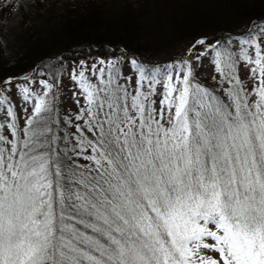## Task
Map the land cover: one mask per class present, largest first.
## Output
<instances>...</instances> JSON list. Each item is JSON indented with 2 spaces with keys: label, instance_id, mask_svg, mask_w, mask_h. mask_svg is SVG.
Instances as JSON below:
<instances>
[{
  "label": "snow or ice",
  "instance_id": "6c2138e0",
  "mask_svg": "<svg viewBox=\"0 0 264 264\" xmlns=\"http://www.w3.org/2000/svg\"><path fill=\"white\" fill-rule=\"evenodd\" d=\"M63 71L0 77V264H264V21L163 66L80 60L61 116Z\"/></svg>",
  "mask_w": 264,
  "mask_h": 264
},
{
  "label": "trees",
  "instance_id": "16d2710c",
  "mask_svg": "<svg viewBox=\"0 0 264 264\" xmlns=\"http://www.w3.org/2000/svg\"><path fill=\"white\" fill-rule=\"evenodd\" d=\"M64 1L68 6L65 17H42V24L34 27L19 25L21 16L25 19L28 15L27 21L33 22L30 12L27 13L34 3L32 0L12 2L20 5V11L18 9L19 14L14 15L8 9L12 16L9 22L4 19L8 11L0 8V77H22L29 74L32 68V72L41 68L43 71L49 65L51 71L61 66L65 69L68 62L80 58V55L97 53L109 58L122 55L126 58L122 52L125 51L138 61L147 63L151 55L149 50L177 37H190L186 50L202 37H207L210 42L217 39L226 41L228 34L238 33L237 29H230L232 24L226 26L222 23L229 20L230 15H244L247 26L264 20V0H167L164 3H161L164 0ZM121 1L123 4H117ZM158 6H161L166 18L154 15L153 8ZM200 31L204 35L198 34ZM74 51L76 54L72 53ZM59 109L61 116L71 115L70 112L62 115V109Z\"/></svg>",
  "mask_w": 264,
  "mask_h": 264
},
{
  "label": "rangeland",
  "instance_id": "374dc122",
  "mask_svg": "<svg viewBox=\"0 0 264 264\" xmlns=\"http://www.w3.org/2000/svg\"><path fill=\"white\" fill-rule=\"evenodd\" d=\"M17 1V0H12V2ZM34 3L30 6V9H28L27 13H29V15H31V18L33 20L32 21H27L28 15H26L25 19L22 18V16L19 19V25L21 27H25L27 25H33L37 26L39 23L42 24L43 19L42 17L45 18H49V17H56V18H62L66 16V8H68V6H65V1L64 0H32ZM79 0H71V2L75 3L78 2ZM167 0L162 1L161 3H164ZM117 4H123V2H119ZM160 7V9H159ZM0 8L4 11L7 12L8 8L3 7L2 4H0ZM20 11V8H18ZM18 11V12H19ZM154 11V15L155 16H159V18H166V15L164 14L163 10L161 9V6L158 7H154L153 8ZM16 14L18 15L19 13L16 12ZM140 15V14H139ZM18 17V16H16ZM4 19H7L8 22L12 19V16H10V12L8 11V13L4 14ZM245 16L244 15H240V14H234V15H230V19L229 20H224L222 21V23H224L226 26H229L232 24V27L230 29H237L238 33H230L228 34V38H226L225 40L228 39H236L237 37L245 34L244 31H246L245 27H250V25H246L245 24ZM264 21V20H263ZM45 23V22H44ZM220 26V25H219ZM245 29V30H243ZM243 30L242 32H239ZM207 32H209V29H207ZM198 34H203V32H199ZM204 35V34H203ZM219 34V38H220ZM190 37H177L174 40L168 42L167 44L160 46V47H156L153 50H149L151 52L150 55V60H148L149 62H142L146 65L152 66L153 64L150 63L151 62H158L157 64H159L160 66H162L163 64H167L169 62L175 61L176 59L180 58L186 51V44L189 42ZM218 40V39H217ZM216 40V41H217ZM112 47V46H111ZM121 51V49H120ZM76 51L72 52L73 54ZM128 54V53H127ZM130 55H132L131 53H129ZM126 55V54H125ZM104 58V59H108L109 57L102 54V53H97L94 54L92 56L89 55H80V58L77 59H73L71 62H68L66 65V68L64 69V71L60 74V79H61V85L60 88L62 89V91L60 92V100L58 101V107L62 109V115L65 113L70 112V114L74 113L75 111H77V105L75 104L73 98H72V89H73V84L72 82L67 78V71L77 67L79 65L80 60H85L88 64V66L90 67V65L92 63H94L97 58ZM128 56H126L127 58ZM132 57V56H131ZM165 60V62H164ZM167 62V63H166ZM42 69V68H41ZM39 69L36 73V79L39 80L40 78H42L40 76V72H51V65H49L48 67H46L43 71ZM123 74L125 76H132L133 75V70L130 69V67L126 64V66H123ZM34 73V71L32 72ZM213 74V69L209 66V62L207 59L204 60V67L200 70V73L198 74L200 76V82L202 84H204L205 86L208 87H212L213 86V82L211 80V76ZM246 71L241 68L240 71V77L241 79H245L246 78ZM22 82V81H21ZM132 83H135V77L133 76V81ZM36 87H39V85L37 84ZM162 91V89H159ZM154 99L157 100V104L159 101V97H155ZM13 103L15 105H17V112L18 115H20V108L22 107V101H20L16 96L12 97ZM83 102V101H81ZM30 111V108H29ZM21 124H23V121H20Z\"/></svg>",
  "mask_w": 264,
  "mask_h": 264
},
{
  "label": "water",
  "instance_id": "95a60500",
  "mask_svg": "<svg viewBox=\"0 0 264 264\" xmlns=\"http://www.w3.org/2000/svg\"><path fill=\"white\" fill-rule=\"evenodd\" d=\"M113 50H115V51H118L117 49H115V48H112ZM123 52V54H126L127 56H131L130 54H127L125 51H122Z\"/></svg>",
  "mask_w": 264,
  "mask_h": 264
}]
</instances>
